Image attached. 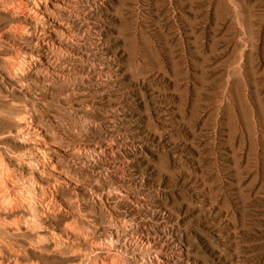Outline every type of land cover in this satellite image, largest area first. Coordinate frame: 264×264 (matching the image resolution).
Here are the masks:
<instances>
[{
    "label": "rangeland",
    "instance_id": "rangeland-1",
    "mask_svg": "<svg viewBox=\"0 0 264 264\" xmlns=\"http://www.w3.org/2000/svg\"><path fill=\"white\" fill-rule=\"evenodd\" d=\"M19 1H0V191L23 200L9 224H41L13 232L25 260L264 264V0Z\"/></svg>",
    "mask_w": 264,
    "mask_h": 264
},
{
    "label": "bare ground",
    "instance_id": "bare-ground-1",
    "mask_svg": "<svg viewBox=\"0 0 264 264\" xmlns=\"http://www.w3.org/2000/svg\"><path fill=\"white\" fill-rule=\"evenodd\" d=\"M1 1V0H0ZM12 1V0H11ZM19 1V0H18ZM26 1V0H25ZM41 1V0H40ZM20 2V1H19ZM33 2V1H32ZM21 3V2H20ZM27 3V2H26ZM44 3V2H43ZM3 4V3H2ZM22 5H23V3H21ZM20 4V5H21ZM25 4V3H24ZM28 4V3H27ZM44 4H46V3H44ZM15 6V5H14ZM56 6V5H55ZM12 7H13V5H12ZM19 8V7H18ZM15 9V8H14ZM13 9V10H14ZM31 9V8H30ZM11 10V9H10ZM20 10V9H19ZM29 10V9H28ZM35 10V9H34ZM83 10V9H82ZM16 11V10H15ZM73 11V10H72ZM22 14V13H21ZM38 15V14H37ZM28 16V15H27ZM56 17V16H55ZM93 17V16H92ZM18 18V17H17ZM17 24V23H16ZM15 24V26L17 27L18 25H16ZM43 24V23H42ZM62 24V23H61ZM72 24V23H71ZM13 25V24H12ZM14 26V27H15ZM13 27V26H12ZM18 28V27H17ZM16 28V29H17ZM22 28V27H21ZM41 28V27H40ZM79 28V27H78ZM16 29H15V31H16ZM80 29V28H79ZM18 31H19V29H17ZM28 30H29V28H28ZM62 31V30H61ZM12 32H14L13 30H12ZM59 33V32H58ZM1 41V40H0ZM87 42V41H86ZM47 43V42H46ZM51 43V42H50ZM52 44V43H51ZM56 47V46H55ZM49 54V53H48ZM70 54V53H69ZM18 56V55H17ZM14 58V57H13ZM19 58V57H18ZM6 59V58H5ZM21 60V59H20ZM26 61V60H25ZM69 61V60H68ZM7 62V61H6ZM8 63H9V61H8ZM22 63H23V61H22ZM9 65V64H8ZM22 66V65H21ZM11 67V66H10ZM9 67V68H10ZM13 67V66H12ZM14 68V67H13ZM8 70V69H7ZM10 70H11V68H10ZM15 71V70H14ZM16 123L18 122V120L17 121H15ZM20 122H22V121H20ZM16 125V124H15ZM18 126H19V124H17ZM17 126V127H18ZM28 129H30V128H28ZM27 132H29V131H27ZM23 133V132H22ZM11 134V133H10ZM11 136V135H10ZM22 138H24V137H22ZM21 141V140H20ZM24 141V140H23ZM9 154V153H8ZM47 158V157H46ZM48 160V159H47ZM10 161V160H9ZM35 161V160H34ZM50 161V160H49ZM42 162V161H41ZM2 164V163H1ZM36 165V164H35ZM15 166V165H14ZM19 166V165H18ZM13 168V167H12ZM8 169V168H7ZM10 169V168H9ZM6 173V172H5ZM6 174H8V173H6ZM1 175V174H0ZM9 175V174H8ZM3 176V174L0 176V177H2ZM6 176V175H5ZM5 176H3L4 178H5ZM7 177V176H6ZM11 177V176H10ZM3 179V178H2ZM5 179H7V178H5ZM10 178H8V180H9ZM1 180V179H0ZM4 180V179H3ZM2 180V181H3ZM60 180V179H59ZM7 181V180H6ZM9 181H12V178H11V180H9ZM8 182V181H7ZM13 182V181H12ZM2 183V182H1ZM1 183H0V185H1ZM3 183H5L6 184V182H3ZM35 183V182H34ZM8 184H10V183H8ZM10 185H12V184H10ZM39 185V184H38ZM5 186H7V185H5ZM29 186V185H28ZM1 187V186H0ZM45 187V186H44ZM11 188V187H10ZM3 189L4 188H2V191H0V264H39V263H37V262H27L26 260H25V258H26V256H27V254H28V251L26 250V248H25V246H21V245H19V244H21V243H17V240H16V242L14 241H12L13 240V236L15 237V234L13 233V232H17V234L18 233H21V230L23 231V229H21L22 227L24 228V230H25V233L26 232H32L33 230H35L36 228L38 229V228H40V223L38 222V221H36V220H34L33 219V216H32V219H31V221L30 220H28V219H26V220H28V221H24V223H16V222H14L13 224H14V226L12 225V224H9L8 222H7V219L5 218V217H2V215H1V211L2 212H4V214L5 213H9V214H11V213H13V211L14 210H16L17 209V207H18V205L20 204L19 202L21 201H19V199H18V195H17V197L15 196V195H13V193H11V192H8V190H7V192L5 193L4 191H3ZM7 189H8V187H7ZM14 189V188H13ZM56 189V188H55ZM54 189V190H55ZM59 189V188H58ZM9 190H11V189H9ZM15 190V189H14ZM12 191V190H11ZM1 192H4V193H1ZM31 192V191H30ZM48 194V193H47ZM21 195V194H20ZM43 195V194H42ZM45 196V195H44ZM52 196V195H51ZM32 197V196H31ZM43 200V199H42ZM46 200V199H45ZM77 200V199H76ZM23 201V200H22ZM21 201V202H22ZM41 201V200H40ZM37 202H38V200H37ZM57 203V202H56ZM71 203V202H70ZM24 204H25V202H24ZM28 204V205H27ZM26 205L28 206V208L31 206L32 208H33V204H32V202H30V201H28V203H27ZM37 205V204H36ZM26 207V206H25ZM69 207V206H68ZM23 209V208H22ZM48 209V208H47ZM29 210V209H28ZM44 210V209H43ZM27 211V210H26ZM30 211H31V209H30ZM39 211V210H38ZM24 212H25V210H24ZM37 212V211H36ZM50 212V211H49ZM26 213V212H25ZM28 213V212H27ZM66 213V212H65ZM31 214H33V213H31ZM30 214V215H31ZM34 214H36L37 215V213H34ZM22 215V214H21ZM25 215V214H24ZM71 216H73V214L71 215ZM23 217V216H22ZM30 217V216H29ZM36 217V216H35ZM43 217V216H42ZM74 217V216H73ZM46 218V217H45ZM9 219V218H8ZM40 219V218H39ZM73 219L74 218H72V220L71 221H73ZM76 219H77V217H76ZM12 220V219H11ZM19 220V219H18ZM20 220H21V218H20ZM22 220H24V218L22 219ZM21 220V221H22ZM10 221V220H9ZM43 222V221H42ZM41 222V223H42ZM75 222V221H74ZM74 222H72L73 224H74ZM11 223V222H10ZM16 223V224H15ZM75 225V224H74ZM73 225V226H74ZM22 226V227H21ZM44 226V225H43ZM71 226H72V224H71ZM10 227L12 228V229H10ZM70 227V226H69ZM42 229V228H41ZM46 229V228H45ZM44 229V230H45ZM60 229V228H59ZM74 228H72L71 229V231L73 230ZM15 230V231H14ZM39 230V229H38ZM43 230V231H44ZM57 230V229H56ZM75 230V229H74ZM43 231H41V232H43ZM35 232H37V231H35ZM34 232V233H35ZM38 232H40V231H38ZM45 232V231H44ZM22 233H24V232H22ZM24 233V234H25ZM53 233V232H52ZM63 233H65V234H67V236H68V233H66L65 231L63 232ZM73 233H74V231H73ZM33 234V233H32ZM59 234H61V233H59ZM75 235H76V233H74ZM21 236H22V234H20ZM31 235V234H30ZM48 235V234H47ZM62 235V234H61ZM64 235V234H63ZM24 236V235H23ZM26 236V235H25ZM49 236V235H48ZM55 236V235H54ZM53 236V237H54ZM57 236V235H56ZM65 236V235H64ZM72 236V235H71ZM38 238H37V240L35 241V243H29V246H31L32 248L34 247V248H36V250H38L39 252H40V254L42 255V253L44 252H47L46 251V248H45V245H44V243H43V241H46V240H48V238L46 237V236H43V234L42 235H39L38 234V236H37ZM21 238V237H20ZM56 238H58V237H56ZM62 239H64V241L63 242H65V240H68V239H65V238H63V236L61 237ZM68 238V237H67ZM74 238H76V236H74ZM18 239V238H17ZM22 239V238H21ZM43 239V240H42ZM51 239V238H50ZM50 239L48 240L49 242H50ZM61 239V240H62ZM71 239V238H70ZM70 239H69V243L71 244V242H70ZM35 240V239H34ZM56 240V239H55ZM59 240V239H58ZM57 240V241H58ZM26 241V240H25ZM51 241H53L52 239H51ZM75 241V240H74ZM73 241V242H74ZM62 242V243H63ZM66 242H68V241H66ZM65 242V243H66ZM72 242V243H73ZM24 243H26V242H24ZM51 243V242H50ZM62 243L60 242V241H58V242H54V246H53V249L55 250V252L56 253H58L59 255L58 256H60L61 257V255H68V253H69V255L71 254L73 257L75 256V254H76V252H75V250H72V249H70L69 250V246H67V245H65V246H67V248H64V247H62L63 245H64V243H63V245H62ZM7 244V245H6ZM35 244V245H34ZM48 244V243H47ZM70 244H68V245H70ZM74 244H76V242L74 243ZM53 245V244H52ZM27 247V246H26ZM49 247V246H48ZM73 247V246H72ZM71 248V247H70ZM50 249H51V245H50ZM52 249V250H53ZM68 249V250H67ZM31 250V249H30ZM36 253H38L37 251H36ZM43 253V254H44ZM56 253H55V255H56ZM39 254V255H40ZM47 254V253H46ZM46 254L44 255V256H46ZM53 254V253H52ZM38 255V256H39ZM51 255V254H50ZM66 255V256H67ZM65 256V257H66ZM65 260V259H64ZM72 260V261H71ZM70 260V262H69V264H74V262H73V260L74 259H71ZM66 261V260H65ZM42 263V262H41ZM64 263V262H63ZM81 263V262H80ZM44 264V263H43ZM76 264V263H75Z\"/></svg>",
    "mask_w": 264,
    "mask_h": 264
}]
</instances>
